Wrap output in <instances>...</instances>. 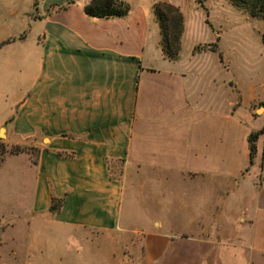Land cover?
<instances>
[{"label":"crops","instance_id":"crops-1","mask_svg":"<svg viewBox=\"0 0 264 264\" xmlns=\"http://www.w3.org/2000/svg\"><path fill=\"white\" fill-rule=\"evenodd\" d=\"M67 1L7 3L16 28L0 42L1 140L23 148L0 166L21 158L7 179L32 186L29 222L49 217L50 247L96 238L131 252L115 264H251V250L264 261V133L250 165L246 141L264 126V45L244 53L260 69L241 72L230 40L202 42L182 16L179 51L168 59L154 3L95 17L83 12L89 0ZM171 173L202 180L182 181L201 193L179 198L180 229L169 181H155Z\"/></svg>","mask_w":264,"mask_h":264},{"label":"rangeland","instance_id":"rangeland-1","mask_svg":"<svg viewBox=\"0 0 264 264\" xmlns=\"http://www.w3.org/2000/svg\"><path fill=\"white\" fill-rule=\"evenodd\" d=\"M42 0H37L41 2ZM126 4H139L147 6L150 3L166 2L171 5H177L181 16L185 20L190 21L193 28L198 27L196 38L202 42H220L221 48L225 46L224 42L230 40L231 46V60L232 65L241 72L244 68L252 66L260 69L261 63L257 61H248L244 58V53L249 55L251 52H256L257 47L262 45L259 35L258 19L249 18L247 20L241 18L237 12L229 10L220 6L221 0H123ZM197 1L201 2V6ZM15 3L18 8L22 10L30 8L31 0H0V42L8 34L15 30V24H8L7 19V3ZM176 6V7H177ZM206 8L209 10V17L206 16ZM243 13L247 14L242 8H237ZM248 15V14H247ZM210 20L213 27H209L205 20ZM261 19V18H260ZM0 49V60H4V50ZM4 83L2 87H7V74L4 75ZM262 107L257 109L261 112ZM2 109H0V114ZM264 127V126H263ZM3 132L0 131V159L1 150L6 151L23 148L12 145L7 146L1 140ZM21 158L7 161L3 166H0V264H101L105 260L109 264H115L114 260L121 254L131 257V252L127 249L117 250L115 248H105L102 243L96 238L93 242H85L82 244H72L75 248H55L50 247L52 234L49 222V217L37 219L30 223V219L26 216L28 210L23 206L29 201L31 185L27 181H11L7 179L11 175V171L20 166ZM9 171V172H7ZM128 181V180H127ZM147 181V180H146ZM155 181H169L166 185L167 193L171 195L172 216L170 218L174 229L181 228V209L179 198L185 193L189 194L193 200L201 193V189L196 187L194 183L182 181H202L199 179H186L178 174L171 173L167 177H157ZM209 181V180H204ZM221 181V180H220ZM208 187H204L202 193L207 195ZM28 204V203H27ZM59 200H51L49 210L53 212L57 209ZM34 236V237H33ZM95 236V235H93ZM39 238L34 240L33 238ZM61 244V243H60ZM251 264H264L261 256L254 250L250 252Z\"/></svg>","mask_w":264,"mask_h":264},{"label":"trees","instance_id":"trees-1","mask_svg":"<svg viewBox=\"0 0 264 264\" xmlns=\"http://www.w3.org/2000/svg\"><path fill=\"white\" fill-rule=\"evenodd\" d=\"M232 6L242 8L250 17H259L264 20V0H227ZM72 2L68 0L67 3ZM200 5L201 2L197 1ZM128 5L121 0H89L83 6L86 15L95 17L123 16L127 13ZM153 14L157 22L160 33V48L163 56L174 59L179 51V39L182 31V16L178 8L166 2L153 4ZM205 22H207L205 20ZM260 40L264 45V34L260 35ZM215 43H213V46ZM205 45H196L193 52L204 49ZM264 133V127L251 131L246 138L248 146V164L252 162L255 153V141L258 135ZM21 149L8 150L2 148L1 153L16 154ZM2 160V158L0 159Z\"/></svg>","mask_w":264,"mask_h":264}]
</instances>
